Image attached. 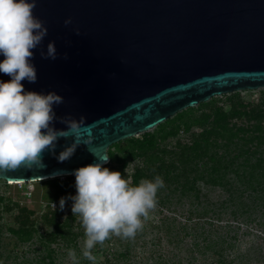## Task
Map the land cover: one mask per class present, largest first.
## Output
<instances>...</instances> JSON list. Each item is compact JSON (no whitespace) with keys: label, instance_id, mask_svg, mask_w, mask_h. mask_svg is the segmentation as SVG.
Wrapping results in <instances>:
<instances>
[{"label":"water","instance_id":"obj_1","mask_svg":"<svg viewBox=\"0 0 264 264\" xmlns=\"http://www.w3.org/2000/svg\"><path fill=\"white\" fill-rule=\"evenodd\" d=\"M35 4L33 15L48 32L30 61L37 82L21 83L25 93L62 96L64 102L54 106L53 126L65 129L59 118L71 117L81 127V143L70 159L59 162V154L72 144L71 137L60 138L55 155L42 154L45 166L0 173V179L9 183L105 165L110 161L108 149L116 142L149 131L213 96L264 87V0H35ZM50 42L57 49L55 60L40 54ZM5 58L0 54V62ZM10 80L0 72V82ZM89 138L92 143L86 144Z\"/></svg>","mask_w":264,"mask_h":264},{"label":"rangeland","instance_id":"obj_2","mask_svg":"<svg viewBox=\"0 0 264 264\" xmlns=\"http://www.w3.org/2000/svg\"><path fill=\"white\" fill-rule=\"evenodd\" d=\"M262 89L264 87L245 89L241 93L246 102H258ZM223 95L216 97L224 98ZM237 122L245 123L243 120ZM178 137L189 139L190 134L182 132ZM176 141L177 138H170L168 148L172 149ZM224 141V138L219 139V143ZM229 147L227 155L231 159L237 148ZM217 148L222 153L226 146ZM258 156L256 152L251 161ZM241 160L243 158L237 162ZM142 166L143 161L136 159L126 167L129 184L132 173ZM235 170L227 172L224 184L198 180L199 191L186 193L181 192L177 180L160 176L165 186L159 189L156 206L149 210L148 218H141L142 228L132 238L110 235L102 246L97 243L91 249L94 260L83 255L85 228L75 221L73 230L80 233L76 240L66 243L59 238L50 243L53 262L49 257L44 262L48 251L41 237L52 227L40 220L41 237L37 233L29 241H19L8 229L15 226L13 214L16 210L13 213L3 210L4 202L0 200V264H264V184L258 185L249 174H243V167L238 173ZM6 182L0 179V196L27 205L37 215L47 209L45 194L51 191L42 181ZM70 207L65 201V213L72 210Z\"/></svg>","mask_w":264,"mask_h":264},{"label":"clouds","instance_id":"obj_3","mask_svg":"<svg viewBox=\"0 0 264 264\" xmlns=\"http://www.w3.org/2000/svg\"><path fill=\"white\" fill-rule=\"evenodd\" d=\"M35 6V0H0V54L6 57L0 62V72L11 76L10 82H0V173L21 166L29 170L35 165L45 166L42 154L49 151L55 155L60 138L71 137L72 144L59 154V162L70 159L81 143V127L71 117L59 118L65 129L53 126L57 120L54 106L64 102L62 96L55 92H24L21 81L37 82V70L30 61L33 49L48 32L43 22L34 17ZM70 23L71 19L65 21L66 25ZM40 54L44 59L55 60V42H50L47 51L41 50ZM85 143L91 144L92 139ZM102 166L97 163L75 170L72 175L76 177L77 194L52 201L61 200V209L65 200L74 201L72 212L79 215L85 228L83 255L89 260L95 259L91 249L97 243L102 246L110 235L134 237L143 226L141 218L147 219L149 210L156 206L158 189L165 186L159 175L130 186L120 172ZM69 254H73L71 250Z\"/></svg>","mask_w":264,"mask_h":264},{"label":"trees","instance_id":"obj_4","mask_svg":"<svg viewBox=\"0 0 264 264\" xmlns=\"http://www.w3.org/2000/svg\"><path fill=\"white\" fill-rule=\"evenodd\" d=\"M223 97L213 96L208 101L178 112L158 124L154 130L114 143L108 149L110 161L102 167L120 172L122 178L126 179V167L132 161L141 159L143 166L132 173L130 186L139 185L143 179L153 180L157 175H163L167 180H177L183 193L199 191L198 180L213 185L224 184L227 172L236 169L235 172L238 173L240 167L244 168L243 174H249V178L255 179L253 182L263 185L264 89L261 90L258 102H246L241 90L226 93ZM220 100L225 105L220 104ZM238 120L245 123L240 124ZM193 127L197 129L193 131ZM182 132L189 133L190 138H179ZM170 138H177L172 149L167 145ZM220 138L226 141L219 143ZM252 144L255 146L251 147ZM221 145L226 146L222 153L217 148ZM229 146L237 148L231 159L227 155ZM256 152L259 153L258 158L251 161V156ZM240 158L243 161L237 162ZM40 181L51 193L45 194L48 200L47 209L39 215L34 209L21 205L12 198L0 196V200L1 203L4 202L3 210L12 213L16 210L13 214L15 226H9L8 229L19 241H29L37 233L41 237L38 228L40 220L52 227L41 238L44 239L48 251L43 261L49 257L53 262L50 243L58 241L59 238L66 243L75 241L80 233L73 230L74 222L78 221V226L82 223L78 214L74 216L72 210L65 213L64 207H54L51 202L73 196L77 193V188L73 175Z\"/></svg>","mask_w":264,"mask_h":264},{"label":"built area","instance_id":"obj_5","mask_svg":"<svg viewBox=\"0 0 264 264\" xmlns=\"http://www.w3.org/2000/svg\"><path fill=\"white\" fill-rule=\"evenodd\" d=\"M74 181L76 183V177H75V175H74ZM76 194H74L73 196H75ZM60 201L61 200H59L58 202H52V205L53 206L55 205L54 207H56V206H58V204H60ZM65 201H67L70 204V206H71L70 209H72L74 201L72 199H68V200H65Z\"/></svg>","mask_w":264,"mask_h":264},{"label":"bare ground","instance_id":"obj_6","mask_svg":"<svg viewBox=\"0 0 264 264\" xmlns=\"http://www.w3.org/2000/svg\"><path fill=\"white\" fill-rule=\"evenodd\" d=\"M19 182V181H18Z\"/></svg>","mask_w":264,"mask_h":264}]
</instances>
